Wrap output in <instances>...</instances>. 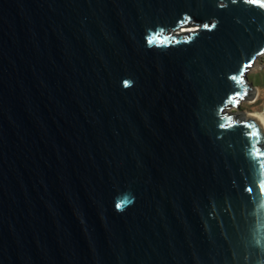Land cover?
I'll use <instances>...</instances> for the list:
<instances>
[{
  "label": "water",
  "instance_id": "1",
  "mask_svg": "<svg viewBox=\"0 0 264 264\" xmlns=\"http://www.w3.org/2000/svg\"><path fill=\"white\" fill-rule=\"evenodd\" d=\"M262 54L245 0H0V264H264Z\"/></svg>",
  "mask_w": 264,
  "mask_h": 264
},
{
  "label": "rangeland",
  "instance_id": "2",
  "mask_svg": "<svg viewBox=\"0 0 264 264\" xmlns=\"http://www.w3.org/2000/svg\"><path fill=\"white\" fill-rule=\"evenodd\" d=\"M196 26H182L176 30L181 33L184 29H193ZM247 81L245 96L239 101L236 106H231L229 112L237 120H242L247 117L246 113L251 111H264V54L259 56L252 68L246 72Z\"/></svg>",
  "mask_w": 264,
  "mask_h": 264
},
{
  "label": "bare ground",
  "instance_id": "3",
  "mask_svg": "<svg viewBox=\"0 0 264 264\" xmlns=\"http://www.w3.org/2000/svg\"><path fill=\"white\" fill-rule=\"evenodd\" d=\"M172 33H177V32L173 31ZM253 65H254V63L248 69L252 68ZM246 115H247V117L256 120L264 132V111H251V112H247Z\"/></svg>",
  "mask_w": 264,
  "mask_h": 264
},
{
  "label": "snow or ice",
  "instance_id": "4",
  "mask_svg": "<svg viewBox=\"0 0 264 264\" xmlns=\"http://www.w3.org/2000/svg\"><path fill=\"white\" fill-rule=\"evenodd\" d=\"M235 2L236 0H233V3ZM245 2L248 4L259 5L261 7H264V0H245ZM233 79H235V77H233ZM257 135H259V133H257ZM249 191H251V189H249Z\"/></svg>",
  "mask_w": 264,
  "mask_h": 264
}]
</instances>
